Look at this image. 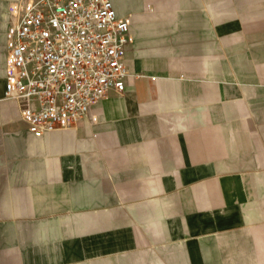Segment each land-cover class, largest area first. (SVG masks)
<instances>
[{
  "label": "crops",
  "instance_id": "0c3cea01",
  "mask_svg": "<svg viewBox=\"0 0 264 264\" xmlns=\"http://www.w3.org/2000/svg\"><path fill=\"white\" fill-rule=\"evenodd\" d=\"M113 3L141 77L78 126L0 78V264H264V0Z\"/></svg>",
  "mask_w": 264,
  "mask_h": 264
},
{
  "label": "built area",
  "instance_id": "2783aa9c",
  "mask_svg": "<svg viewBox=\"0 0 264 264\" xmlns=\"http://www.w3.org/2000/svg\"><path fill=\"white\" fill-rule=\"evenodd\" d=\"M6 14L4 98L37 137L78 126L141 77L126 56L129 17L113 0H11Z\"/></svg>",
  "mask_w": 264,
  "mask_h": 264
},
{
  "label": "rangeland",
  "instance_id": "374dc122",
  "mask_svg": "<svg viewBox=\"0 0 264 264\" xmlns=\"http://www.w3.org/2000/svg\"><path fill=\"white\" fill-rule=\"evenodd\" d=\"M3 13L4 15H2ZM6 12L4 10L0 9V24L2 22H6ZM5 30V29H4ZM4 30L0 28V31L3 32L4 35ZM6 58H7V48H6V40L0 39V78H3V73L2 70L6 69ZM95 109L97 106L94 107Z\"/></svg>",
  "mask_w": 264,
  "mask_h": 264
},
{
  "label": "bare ground",
  "instance_id": "6f19581e",
  "mask_svg": "<svg viewBox=\"0 0 264 264\" xmlns=\"http://www.w3.org/2000/svg\"><path fill=\"white\" fill-rule=\"evenodd\" d=\"M9 8V7H8ZM7 35H6V32H5V37H6ZM8 69L10 70V71H13V66L10 64L9 66H8Z\"/></svg>",
  "mask_w": 264,
  "mask_h": 264
}]
</instances>
